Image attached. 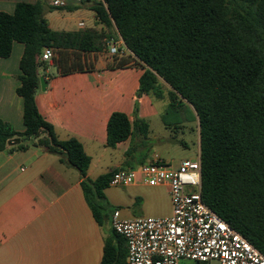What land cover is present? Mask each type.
<instances>
[{
  "label": "trees",
  "instance_id": "trees-1",
  "mask_svg": "<svg viewBox=\"0 0 264 264\" xmlns=\"http://www.w3.org/2000/svg\"><path fill=\"white\" fill-rule=\"evenodd\" d=\"M93 10L101 24L117 30L129 58L145 68L139 96L168 99L167 111L191 110L200 134L204 202L264 254V0H100ZM44 15L41 2L18 3L14 14L0 12V59L11 55L14 42L25 45L17 90L25 131L0 121V152L8 145L21 150L34 145L86 177L92 160L83 145L60 140L37 107L39 70L45 66L39 57L50 47L62 73L88 70L82 56L101 52L108 34L54 31ZM149 132L147 120L131 122L115 112L107 144L115 148ZM111 177L109 172L82 183L99 222ZM117 236L119 245L106 244L101 264L126 262L127 243Z\"/></svg>",
  "mask_w": 264,
  "mask_h": 264
},
{
  "label": "crops",
  "instance_id": "crops-1",
  "mask_svg": "<svg viewBox=\"0 0 264 264\" xmlns=\"http://www.w3.org/2000/svg\"><path fill=\"white\" fill-rule=\"evenodd\" d=\"M52 1L0 0V12L14 14L18 3L41 2L52 30L94 29L107 36H113L115 31L121 46L126 47L115 28L112 32L100 23L93 10L100 0H70V6L62 9L54 8ZM104 44L101 52L82 56L88 70L62 73L53 48L54 59L42 62L45 66L40 68L39 77L45 79L47 87L42 90L40 85L36 93L40 114L54 127L60 140H78L92 161L84 177L77 168L61 163L58 155L34 145L24 150L8 145L0 152V264H101L106 244L119 245L112 213L119 210L127 219L151 216L159 201L155 189L164 188L169 195L165 185L109 186L103 190L107 210L102 212L101 222L85 197V180H96L118 168L136 167H129L134 154H128L138 135L115 148L107 144L112 114L124 113L131 122L136 118L149 121L160 115L152 96H139L145 68L129 58L132 53L127 47L124 54L116 57L104 51ZM24 52L25 45L14 42L11 55L0 59V121L16 132L25 131L24 100L17 93ZM122 60L128 63L118 65ZM161 101L167 111L168 99ZM105 161L109 162V170L99 173ZM171 214L170 198L168 213L154 217Z\"/></svg>",
  "mask_w": 264,
  "mask_h": 264
},
{
  "label": "built area",
  "instance_id": "built-area-1",
  "mask_svg": "<svg viewBox=\"0 0 264 264\" xmlns=\"http://www.w3.org/2000/svg\"><path fill=\"white\" fill-rule=\"evenodd\" d=\"M70 4V0L52 1L59 9ZM126 50L114 38L105 40L104 51L110 56ZM54 57V50L45 47L39 61L51 62ZM136 184L167 186L172 214L127 219L119 210L112 213V227L128 246L124 264H181L183 260L196 264H264V254L204 202L200 156L174 167L157 155L148 164L112 171L109 186Z\"/></svg>",
  "mask_w": 264,
  "mask_h": 264
},
{
  "label": "rangeland",
  "instance_id": "rangeland-1",
  "mask_svg": "<svg viewBox=\"0 0 264 264\" xmlns=\"http://www.w3.org/2000/svg\"><path fill=\"white\" fill-rule=\"evenodd\" d=\"M110 38L119 41L115 31ZM164 88L167 93L169 86L165 84ZM153 99L156 102L155 105L160 108V115L148 121L150 126L149 136L145 138L138 135L133 143L132 150L135 151H133L134 156L129 162V167H138L141 163L148 164L155 155L161 156L174 167H177L181 160L196 159L199 155V127L198 122L192 118L191 110L184 107L180 112L165 111L163 101L155 97ZM108 166V161L103 162L99 173H105L109 170ZM155 191V196L159 201L154 208V212L150 215L160 216L168 213L170 197L167 191L164 188H157ZM181 264L196 263L183 260Z\"/></svg>",
  "mask_w": 264,
  "mask_h": 264
},
{
  "label": "water",
  "instance_id": "water-1",
  "mask_svg": "<svg viewBox=\"0 0 264 264\" xmlns=\"http://www.w3.org/2000/svg\"><path fill=\"white\" fill-rule=\"evenodd\" d=\"M40 85H41V89L45 90L47 87V82L45 81L44 78H40ZM19 141V140H18Z\"/></svg>",
  "mask_w": 264,
  "mask_h": 264
}]
</instances>
